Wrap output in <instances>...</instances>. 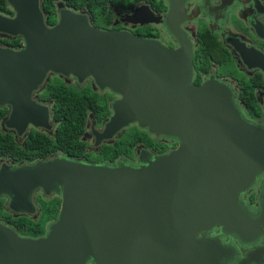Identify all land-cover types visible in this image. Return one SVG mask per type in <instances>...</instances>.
<instances>
[{
	"label": "water",
	"instance_id": "obj_1",
	"mask_svg": "<svg viewBox=\"0 0 264 264\" xmlns=\"http://www.w3.org/2000/svg\"><path fill=\"white\" fill-rule=\"evenodd\" d=\"M9 2L16 15L0 12V34L22 37L24 46H0V106H10L6 119L18 133L29 123L49 125L50 108L34 92L60 72L80 81L92 75L101 88L123 95L103 133L96 132L98 141L137 121L179 143L166 154L143 150L138 163L64 155L3 163L0 194L12 211L35 213L40 190L58 194L61 207L39 237L0 222V264H226L222 258L234 257L233 250L207 233L222 225L225 234L247 240L260 221L244 211L241 198L264 174V124L246 115L226 82L211 76L193 83V46L179 22L184 0H172L168 15L179 43L173 48L100 29L65 9L51 27L41 0ZM242 56L264 69V58L250 63ZM260 200L263 217L264 183ZM243 253L239 264L257 262Z\"/></svg>",
	"mask_w": 264,
	"mask_h": 264
},
{
	"label": "flooded vegetation",
	"instance_id": "obj_2",
	"mask_svg": "<svg viewBox=\"0 0 264 264\" xmlns=\"http://www.w3.org/2000/svg\"><path fill=\"white\" fill-rule=\"evenodd\" d=\"M7 1V7L10 11L0 12L14 17L16 15L14 7L9 0ZM45 1H48V8L45 7ZM49 2L50 0H41V8L44 12L46 23L51 27L59 23L62 10L65 9L86 15L91 25L103 30L128 31L137 36L157 40L172 48L179 45L177 38L170 31L168 25V15L172 0H91V2H84L83 0H78V2L77 0H53L52 6H50ZM136 8H141L137 16L140 19L139 22H135V18L132 16ZM146 19L151 20L149 22H141ZM179 22L193 46V83L201 84L211 76L226 82L235 91L239 106L246 115L251 120L264 124V69L258 66L250 67L242 56L247 57L250 63H257L264 58V37L258 35L256 28V26H261L264 31V0H184ZM202 32L209 34L206 38L211 42L206 43V46L200 37ZM17 37L8 38L0 34V38L3 39V41H0V46L19 49L24 46L22 37L20 45H12L6 41ZM202 43L203 46H201ZM212 46L219 53V58L230 59L234 62L235 66L245 74L247 82L241 83L236 78H233L235 76L229 77L220 74L218 65L221 62L215 55L211 54L210 47ZM195 50L198 54H196ZM49 75L50 79L45 83L44 87L34 92L35 98L39 102L47 104L50 108L48 126H36L29 123L24 132L20 134L15 127L8 124L6 119L9 116L10 106H0L6 108V113L0 119L1 131L10 140L13 138L14 146L22 151L24 150L25 153H27L26 150L28 149L27 140L33 132L42 133L49 136L52 140L56 138V133L59 130V120L53 116V99L46 94V88L49 83L60 80L75 88L85 87L97 93L101 96L102 100L100 102L105 107L101 115H96L93 111L89 112L82 135V140L87 142L85 155L75 159L93 163L111 164L119 160L138 163L143 150H147L152 155H159L169 153L178 146L179 142L176 136L152 132L149 127H141L137 121L121 128L111 137H103L98 141L96 132L98 134L103 133L107 122L114 114V102L123 99V95L108 87L101 88L92 75L86 76L83 81H80L74 74L63 75L60 72H51ZM251 91H253L255 96V102H253L252 106L246 104L244 99L246 93ZM109 93L112 94L109 96ZM131 129H134L135 134H139L140 137L133 147H130L131 142L127 139ZM117 142L121 143L123 150L121 154L116 155L115 159H112L108 156L113 155V152L107 154L106 151L109 149L112 151ZM63 155L67 156L62 151H55L47 156H39L33 160L26 156L17 159V156L0 155V166L3 163L13 166L31 165L40 160ZM263 183L264 174H261L256 183L242 194L241 201L244 211L252 219L260 221L252 225L247 240H242L238 237L239 239L229 242L227 247L233 250L234 257L230 259V255H224L222 261L226 262V264H233V261H235V264L240 263V253L236 250L237 244L249 245L250 248L242 247L240 251L249 252V256L257 261L255 264H264V245L257 244V241L264 237V216L261 217V211L258 210L261 205L260 196ZM54 194L47 195L40 190L34 199L37 204V211L33 214L12 211L9 208V197L6 194H0V199L4 201V207L9 213L16 216L20 214L37 216L41 212L40 201L52 197ZM0 222L2 221L0 220Z\"/></svg>",
	"mask_w": 264,
	"mask_h": 264
},
{
	"label": "trees",
	"instance_id": "obj_3",
	"mask_svg": "<svg viewBox=\"0 0 264 264\" xmlns=\"http://www.w3.org/2000/svg\"><path fill=\"white\" fill-rule=\"evenodd\" d=\"M52 1L50 0L49 2L50 6H52ZM83 1L91 2V0ZM7 3V0H0V11H10ZM47 3L48 1H45L46 8L49 7ZM207 35L209 34L206 32L200 34L205 46L207 45L206 43L211 42L206 38ZM21 40V37H17L6 41L12 45H20L22 43ZM0 41H3V39L0 38ZM201 46H203V43ZM210 51L211 54L216 55L215 57L219 54L213 46L210 47ZM46 89L48 97L53 99V116L59 120V130L56 133V138L52 140L49 136L42 133L33 132L27 140L28 149L26 150L27 153H25L24 150L22 151L20 148L15 147L13 138L10 140L0 129V155L17 156V159L26 156L31 160L39 156H47L55 151H62L72 158L85 155L87 142L82 140L84 125L89 112L93 111L96 115L103 113L105 107L100 102L102 100L101 96L88 88H75L64 82L57 83V81L49 83ZM244 99L246 104L252 106L253 102H255L253 91L247 92ZM5 113L6 108L0 107V119ZM129 134L127 139L131 142L130 147H133L140 137L139 134H135L134 129H131ZM122 150L121 143L117 142L113 150L109 149L106 153L113 152V155L108 157L115 159L116 155L121 154ZM40 204L41 212L39 215L20 214L16 216L7 212L4 207V201L0 199V220L15 228L23 236L39 237L44 235L48 225L58 218L61 197L58 194H54L52 197L41 200Z\"/></svg>",
	"mask_w": 264,
	"mask_h": 264
},
{
	"label": "clouds",
	"instance_id": "obj_4",
	"mask_svg": "<svg viewBox=\"0 0 264 264\" xmlns=\"http://www.w3.org/2000/svg\"><path fill=\"white\" fill-rule=\"evenodd\" d=\"M208 238L209 239H216V238H220L221 242L225 245L228 246L229 242L235 239H239L238 236L236 235H232L231 237L227 234L224 233V229L223 226H217L216 228H213L210 232H208ZM258 245H264V237H261L259 241H257ZM250 248L249 245L246 244H237L236 245V250L238 253H240V259L244 258V253L241 252V248ZM233 264H235V261H233Z\"/></svg>",
	"mask_w": 264,
	"mask_h": 264
},
{
	"label": "rangeland",
	"instance_id": "obj_5",
	"mask_svg": "<svg viewBox=\"0 0 264 264\" xmlns=\"http://www.w3.org/2000/svg\"><path fill=\"white\" fill-rule=\"evenodd\" d=\"M101 21H103V20H101ZM196 54H198L197 51H196ZM217 58L221 62L220 65H218L219 69H220V74H223V75H226L229 77L235 76L233 78H236L241 83L247 82L245 74L238 67L235 66V64L232 60H230V59L226 60L224 58L221 59V58H219V54H217ZM195 63H196V61H195ZM60 82H62V81L61 80L57 81V83H60ZM111 94L112 93H109L108 95L110 96Z\"/></svg>",
	"mask_w": 264,
	"mask_h": 264
}]
</instances>
